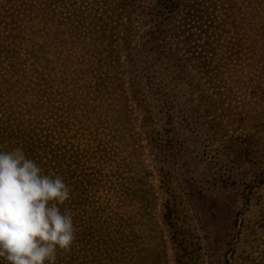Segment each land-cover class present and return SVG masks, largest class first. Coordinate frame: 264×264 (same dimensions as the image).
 I'll return each instance as SVG.
<instances>
[{
    "label": "rangeland",
    "instance_id": "obj_1",
    "mask_svg": "<svg viewBox=\"0 0 264 264\" xmlns=\"http://www.w3.org/2000/svg\"><path fill=\"white\" fill-rule=\"evenodd\" d=\"M139 2L144 5L148 0ZM44 27L41 19L33 29L35 34L27 32L26 27L22 38L15 41L20 72L0 75V148L6 149L10 142L13 150L22 143L29 158L46 172L58 171L66 178L84 175L80 176L83 186L78 189L88 192L81 204H86L92 216L97 211L92 218L101 219V203L113 204L119 214L130 217L134 264H264V228H257L254 236L250 232L253 222L259 223L264 217V208L260 212L264 194L258 202L253 201L249 212L237 197L246 189L243 179L247 172L256 168L253 162L264 172V140L246 156L248 138L257 137L261 131L250 118L264 117V94L250 87V83L259 81L263 65L250 61L243 73L232 72L234 75L225 77L231 92L223 122L217 126L198 124L183 131L175 142L179 160L170 167L179 183L174 194L164 189V196L140 130L139 112L128 92L125 54H116L122 44L113 38L101 39L99 48H95L87 40L80 51L69 44V39L67 45L59 40L50 42ZM53 27L48 25L47 29ZM218 57L215 53L214 63ZM80 90L85 94L81 98L89 94L87 118L74 113L70 106ZM116 115H127L125 120H129L125 132L129 153H125L128 158L112 178L106 166L113 171L117 167L110 161L103 163L101 139L105 124ZM198 115L201 123L204 114ZM65 165L70 172L62 170ZM103 179L106 185L113 183L120 189L119 199L126 201L124 205L116 204L117 190L110 192L112 198L101 191ZM184 192L190 194L188 200ZM164 197L176 202V224L189 246L185 254L161 221Z\"/></svg>",
    "mask_w": 264,
    "mask_h": 264
},
{
    "label": "trees",
    "instance_id": "obj_2",
    "mask_svg": "<svg viewBox=\"0 0 264 264\" xmlns=\"http://www.w3.org/2000/svg\"><path fill=\"white\" fill-rule=\"evenodd\" d=\"M39 19L45 22L42 30L50 42L59 40L61 45H67L66 39H69V44L80 51L87 40L95 48H99L97 43L101 39L113 38L122 44L116 54L120 51L125 54L128 92L139 112L140 130L164 196L165 190L174 194L173 189L179 183L170 167L179 160L175 142L183 131L198 124L217 126L223 122L224 113L230 108L231 92L225 77H230L232 72L243 73L250 61L252 65L253 62L263 65L259 81L250 83V87L264 94V0H148L144 5L139 0H0L1 76L5 71L11 75L20 72L15 41L22 38L26 27L27 32L35 34L33 29ZM48 25H53V30H48ZM215 53L219 56L216 63ZM82 95L85 94L80 90L77 98L76 92L70 106L74 113L87 118L89 94L83 97L85 103ZM199 112L204 114L201 123H198ZM126 117L116 115L113 121L107 122L101 139L103 163L110 161L117 167L113 171L110 165L106 166L112 178L128 158L125 153H129V138L125 132L129 120ZM250 122L261 131L257 137L248 138L246 156L264 140V117L250 118ZM9 145L10 142L0 151H11ZM17 147L30 157L22 143L16 144ZM253 164L256 168L249 170L243 179L246 189L237 196L247 212L253 201L258 202L264 194V172L259 171L257 163ZM41 169L45 174L61 177L70 190V199L61 206V211L71 213L76 238L71 251H57L56 264H134V229L129 223L130 217L119 214L113 204L101 203V219L92 218L97 211L92 216L86 204H81L88 198V192L78 189L83 186L80 176L84 175L66 178L58 171L51 174ZM62 170L70 172L67 165ZM101 176L104 178V173ZM71 183L76 187L70 188ZM112 184L106 185L103 179L101 191L112 198L110 192L117 190L116 204L124 205L126 201L119 199L120 189ZM189 195L183 193L186 200ZM163 201L161 221L185 254L189 246L176 224V202L165 197ZM260 222H253L251 235L254 236L257 228H264V217Z\"/></svg>",
    "mask_w": 264,
    "mask_h": 264
},
{
    "label": "clouds",
    "instance_id": "obj_3",
    "mask_svg": "<svg viewBox=\"0 0 264 264\" xmlns=\"http://www.w3.org/2000/svg\"><path fill=\"white\" fill-rule=\"evenodd\" d=\"M70 190L17 147L0 151V264H56L71 251L75 227L61 206Z\"/></svg>",
    "mask_w": 264,
    "mask_h": 264
}]
</instances>
